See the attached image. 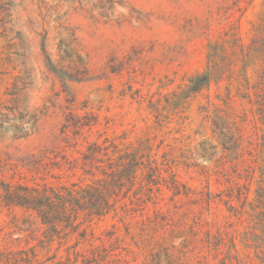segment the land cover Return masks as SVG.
Returning <instances> with one entry per match:
<instances>
[{"label":"rangeland","instance_id":"374dc122","mask_svg":"<svg viewBox=\"0 0 264 264\" xmlns=\"http://www.w3.org/2000/svg\"><path fill=\"white\" fill-rule=\"evenodd\" d=\"M263 16L264 0H0V104L10 108L0 178L85 186L103 176L84 165L89 142L142 144L163 176L141 205L138 170L134 186L114 189V211L81 212L78 227L53 234L2 203L0 264H264L250 167L264 126L236 80L230 97L226 79L188 90L211 42L229 30L248 45ZM86 115L91 126L64 132ZM214 119L231 135L241 128L239 148H224Z\"/></svg>","mask_w":264,"mask_h":264},{"label":"trees","instance_id":"16d2710c","mask_svg":"<svg viewBox=\"0 0 264 264\" xmlns=\"http://www.w3.org/2000/svg\"><path fill=\"white\" fill-rule=\"evenodd\" d=\"M251 66L257 68L256 76L248 75ZM223 79L228 81L227 97H230L233 80L237 81L238 94L254 107L264 126V16L257 24L248 45L242 44L238 34L229 30L211 42L206 71L192 80L188 90L197 93L209 86L211 82L219 83ZM9 110V107L0 104V130L8 128L5 123L9 116L4 111ZM225 117L229 119L230 113H225ZM84 119L86 120L78 119L73 122L67 120L64 132L72 126L73 134L77 135L84 127L93 124L92 115H86ZM213 125L214 132L221 138L225 149H237L241 146L243 141L241 128L236 127L235 137L215 119ZM15 129L21 131L19 127ZM88 147L89 153L84 156V165L94 164L97 170H101L102 177L85 186L79 183H72L70 186L49 183L42 186L37 183L34 185L13 184L0 178V205L4 203L8 207H20L30 215L36 214L41 218L42 223L48 226L46 232L50 230L53 234L60 231L62 224L65 227H78L81 224L77 223L81 212H84L87 218H92L114 211V189H122L128 183L134 186L138 170L146 173L147 182L139 186V192L135 197L141 205L152 199L153 188L163 176L156 160L146 152L145 146L140 144L123 150L114 142L107 145L89 142ZM251 155L253 165L250 167L253 172L256 170L259 172V178L256 181V200L257 207L261 208L264 224V135L256 153ZM31 163L35 165L37 162L28 160L25 165H31ZM175 176L176 174L173 173L172 184L175 194H178L179 188ZM250 177L252 180L253 175L248 174L247 178L250 179ZM116 195L119 196V192Z\"/></svg>","mask_w":264,"mask_h":264}]
</instances>
